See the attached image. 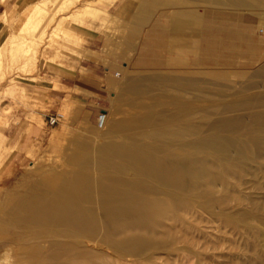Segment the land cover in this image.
I'll return each mask as SVG.
<instances>
[{
	"label": "rangeland",
	"instance_id": "rangeland-1",
	"mask_svg": "<svg viewBox=\"0 0 264 264\" xmlns=\"http://www.w3.org/2000/svg\"><path fill=\"white\" fill-rule=\"evenodd\" d=\"M103 2L27 0L12 5L9 15L0 14L4 21L0 31V179L11 171L21 177L35 165L70 174L76 168L60 164L69 162L75 148L130 143L114 127L146 115L154 106L156 121L141 129L159 133L143 138L157 149H169L171 154L189 150L194 136L183 134L180 127L196 124L192 113L201 111L213 115V121L240 116L239 135L261 139L264 156V117L259 114L264 109L214 115V108L223 102L205 98L223 91L226 82L204 72L228 68L231 79L235 77L231 71L246 69L247 75L239 77L243 81L264 80L256 76V67L264 61V0H250L251 8H204L196 16L199 23L187 29L202 34L197 41L199 53L185 57L177 53V45H163L167 15L162 3L154 7L155 22L162 21L152 36L144 34L150 0H118L109 7V12L118 7L112 13L102 8ZM159 75L180 81L168 87L161 82L148 86L146 80ZM186 79L199 84L190 85ZM61 81L76 85L68 88ZM102 109L107 120L100 127L97 117ZM167 112L170 117L164 116ZM51 116L59 119L51 124ZM259 160L228 178L233 185L229 191L219 190L217 198L226 197L227 205L208 207L192 201L190 212L181 211L186 221L165 236L149 258L151 263L157 264L161 252L167 264H264V157ZM243 189L249 193L243 194ZM239 198L244 204L239 210L246 215L229 221L221 212Z\"/></svg>",
	"mask_w": 264,
	"mask_h": 264
},
{
	"label": "bare ground",
	"instance_id": "bare-ground-1",
	"mask_svg": "<svg viewBox=\"0 0 264 264\" xmlns=\"http://www.w3.org/2000/svg\"><path fill=\"white\" fill-rule=\"evenodd\" d=\"M160 4L167 15L163 45H177L182 57L199 53L197 41L202 34L187 29L199 23L196 16L204 8L252 7L250 0H150L144 34L150 32L154 36V7ZM258 59L261 61L262 57ZM204 72L226 82L223 91L205 98L207 102L217 98L223 102L217 108L210 106L215 109H211L216 112L214 115L264 109V80L243 81L239 77L247 75L246 69L231 71L235 74L231 79L228 68ZM256 74L264 77V61L256 67ZM174 81L180 80L159 75L146 83L153 87L161 82L168 87ZM186 81L193 86L199 84ZM138 87L140 84L131 89ZM259 114L264 117V110ZM192 115L198 122L180 127L183 134L194 136L186 152L171 154L169 149H157L143 141L146 136L159 134L141 129L156 121L154 106L146 115L114 127V132L126 134L130 143L85 144L74 149L69 162L54 159L63 168L73 165L76 171L70 174L35 165L21 177L11 171L9 177L0 179V264H152L149 258L165 236L186 221L181 211L190 212L192 201L208 207L227 205L226 197L217 198V193L233 187L228 178L264 157L261 139L246 140L239 135L240 116L213 121V115L201 111ZM164 116L171 115L167 112ZM260 116L256 117L262 119ZM241 192L249 193L247 189ZM241 207L243 198L221 214L237 222L246 215V211L239 210ZM183 239L189 241L187 237ZM157 254V264H167L163 253Z\"/></svg>",
	"mask_w": 264,
	"mask_h": 264
},
{
	"label": "crops",
	"instance_id": "crops-1",
	"mask_svg": "<svg viewBox=\"0 0 264 264\" xmlns=\"http://www.w3.org/2000/svg\"><path fill=\"white\" fill-rule=\"evenodd\" d=\"M25 1L27 0H0V14L1 15H9L10 14V11L12 10L11 6L14 5V4H22L24 3ZM106 2H103V6L102 8L108 12V13H112V12H115L116 8L114 11L112 12H109V7L113 6L115 3H117L118 0H105ZM124 0H122L123 2ZM121 2V3H122ZM27 7L25 8V11H26ZM25 13V12H24ZM4 21L2 19H0V31L4 28V25H3ZM7 36V35H6ZM5 39V38H4ZM3 39V41H4ZM2 41V42H3ZM97 59V58H96ZM61 84H64L65 86H67L68 88H73L76 83H70L68 81H61Z\"/></svg>",
	"mask_w": 264,
	"mask_h": 264
},
{
	"label": "built area",
	"instance_id": "built-area-1",
	"mask_svg": "<svg viewBox=\"0 0 264 264\" xmlns=\"http://www.w3.org/2000/svg\"><path fill=\"white\" fill-rule=\"evenodd\" d=\"M59 119L58 116H51L49 122L51 124H54ZM107 120V111L105 109H102L97 117V124L100 127H103Z\"/></svg>",
	"mask_w": 264,
	"mask_h": 264
}]
</instances>
